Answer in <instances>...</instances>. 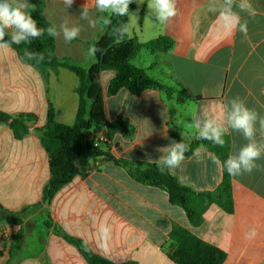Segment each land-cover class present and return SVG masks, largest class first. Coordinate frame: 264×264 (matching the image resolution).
<instances>
[{
  "label": "crops",
  "instance_id": "crops-1",
  "mask_svg": "<svg viewBox=\"0 0 264 264\" xmlns=\"http://www.w3.org/2000/svg\"><path fill=\"white\" fill-rule=\"evenodd\" d=\"M34 1L28 0L29 7ZM43 2L44 16L60 33L54 38L55 55L70 57L84 66L95 63L87 44L102 35L103 26L102 13L95 9L93 0H89L86 19H81V8L88 0H74L67 8L63 0ZM147 3H135L131 13L136 17L127 21L131 24L128 37L146 42L164 35L173 45L167 53L141 49L132 63L174 92L167 96L158 89H146L136 96L121 89L108 96L107 86L115 72L103 71L100 88L105 120L122 118L133 126L134 133L131 137L115 133L108 138L105 125L96 132L90 130L86 137L110 158L92 159L89 170L62 185L47 205L38 206L50 176L48 154L33 129L45 124L49 107L57 122L74 123L79 80L63 67L32 66L11 47L0 50V110L13 116H35L29 133L21 139L0 124V207L13 213L31 207L21 226L0 220V264H44V258L47 264H89L74 244L55 234L54 228L113 264H175L166 255L172 244L169 234L175 227L224 251L222 264H264V155L251 174L230 176L232 211L211 203L196 225L181 207L169 202L165 190L135 181L115 162L156 163L164 155L157 149L198 139L192 125L205 120L224 126L228 156L237 155L249 143L241 131L228 125L231 100L237 97L258 113L254 140L264 144L259 123L264 118V0H249L255 15L240 13L242 22L247 21L246 39L238 30L229 36L218 12L208 11L210 5L219 9L223 0H177L179 15L167 24L158 23ZM64 24L81 28L71 43L63 39L60 29ZM6 34L11 35V30ZM179 93L185 99L179 100ZM173 176L195 191L212 192L222 180L223 167L205 149L200 158L193 154L185 158L182 171ZM182 176L188 178L183 183L178 179ZM105 226L110 228L107 241L99 234ZM253 228L255 238L246 239ZM19 230L16 240L12 235Z\"/></svg>",
  "mask_w": 264,
  "mask_h": 264
},
{
  "label": "trees",
  "instance_id": "trees-1",
  "mask_svg": "<svg viewBox=\"0 0 264 264\" xmlns=\"http://www.w3.org/2000/svg\"><path fill=\"white\" fill-rule=\"evenodd\" d=\"M135 8V2L129 5L130 13ZM44 2L37 0L30 4L28 12L36 19L39 27L46 29L51 26L43 14ZM107 14L102 13L101 23L103 26L102 35L88 48L96 47L99 51L94 55L96 61L90 66L77 63L70 57H58L54 53V38L47 33L39 38L29 37L28 41L20 44H11V35H5V41L20 57V59L35 67L66 68L76 74L79 83L77 87L78 107L75 120L72 125H64L55 120V112L52 107L48 108L45 124L40 128H34L33 132L48 154L49 179L42 190V199L38 206L49 204L54 193L74 176L86 172L90 168L92 159L109 155L100 150L86 134L93 130L96 132L101 125L107 128L108 138L115 133L124 137H131L134 128L127 121L118 118L107 122L103 111V98L100 88V75L103 71L113 70L114 77L107 86L108 96L116 95L121 89L127 90L132 95H139L146 89H158L165 92L167 96L172 95L174 90L154 80L145 69L137 67L132 63L134 55L141 49L156 53H167L173 45L171 38L160 35L146 42H139L136 38H129L126 34L122 41L118 42L119 32L114 31L120 28L121 24L127 23L128 17L111 16V24L105 26L103 20ZM38 54L34 59H28L25 52ZM43 54V60L39 59ZM178 99L183 100V94H178ZM35 120L32 114L13 116L0 110V124L8 126L16 139H21L29 133V123ZM223 147L212 144L210 141L196 139L188 145L190 149H196L203 145L212 152L222 163L223 176L215 191H195L188 186L181 185L177 179L170 175L167 170L163 173L156 163L141 164L130 163L123 160H115L118 165L126 169L129 175L137 182L159 187L167 192L171 204L181 207L186 213L192 225L201 221V215L207 206L215 203L223 210L232 211V199L230 189V176L224 167V161L228 157L229 141L224 136ZM190 150L185 158L192 155ZM31 207H24L19 212L13 213L0 207V220L10 225H19ZM47 226L51 223L48 220ZM55 234L64 238L67 242L74 244L89 264H113L108 260L93 254L80 240L73 238L57 228L53 229ZM21 230L12 235L19 239ZM172 240L171 246L167 249L166 255L175 264H222L226 254L216 246L209 244L189 231L175 227L169 234ZM44 264H47L44 258Z\"/></svg>",
  "mask_w": 264,
  "mask_h": 264
},
{
  "label": "clouds",
  "instance_id": "clouds-1",
  "mask_svg": "<svg viewBox=\"0 0 264 264\" xmlns=\"http://www.w3.org/2000/svg\"><path fill=\"white\" fill-rule=\"evenodd\" d=\"M94 7L100 13H106L107 16L103 20L105 26L111 24L109 17L115 15L120 17H136L129 11L131 3L143 4L144 0H93ZM74 0H63L65 7H71ZM148 9L154 13L160 24H167L179 15L177 0H148ZM29 8L28 0H0V50H6L10 47V43L5 41L6 30H11V44H20L28 41L29 37L39 38L47 33L49 37L56 38L60 33L55 25H51L46 29L38 26L36 19L27 11ZM234 9H239L235 11ZM209 12H218V19L221 26L231 36L234 31L238 30L243 38H247L248 26L247 21L241 20L240 13L247 12L249 15H255L249 0H223V5L217 9L214 5L208 7ZM89 13V0L81 8V19H86ZM94 27L95 24L90 21ZM130 22L120 25V28L114 31L119 32L118 42L122 41L124 36L130 32ZM63 39L66 43H71L77 39L81 33L79 26L69 28L66 24L61 25ZM99 51L96 47L89 49L90 55H95ZM28 59H34L38 54L25 52ZM39 59L43 60V54H39ZM258 113L245 106L244 102L238 97L231 100V111L228 114V125L234 129L241 131L244 137L249 141L242 147L237 155H229L224 161V167L229 176L237 177L244 174H251L259 167L256 161L260 160L264 155V144H257L254 140L255 122ZM260 128L264 131V118H260ZM197 130V138L210 141L212 144L223 147L225 144L224 136L226 129L223 125L217 124L212 120H205L203 123L195 121L194 125ZM164 153L156 163L159 170L163 173L165 170L170 175H175L177 170L182 171V165L185 161V154L192 151L197 158L202 157L205 152L204 146L200 145L196 149H190V146L184 142H174L170 147L157 149ZM215 162V157H213ZM151 161V160H149ZM183 183L188 178L186 176L178 177ZM102 240L107 241L110 238V228L102 227L99 231ZM256 230L253 228L246 233V239H254ZM86 246V245H85Z\"/></svg>",
  "mask_w": 264,
  "mask_h": 264
},
{
  "label": "built area",
  "instance_id": "built-area-1",
  "mask_svg": "<svg viewBox=\"0 0 264 264\" xmlns=\"http://www.w3.org/2000/svg\"><path fill=\"white\" fill-rule=\"evenodd\" d=\"M96 139H99V138H98V137H96V138H95V140H96ZM94 144H95V143H94ZM95 145H96V144H95Z\"/></svg>",
  "mask_w": 264,
  "mask_h": 264
}]
</instances>
